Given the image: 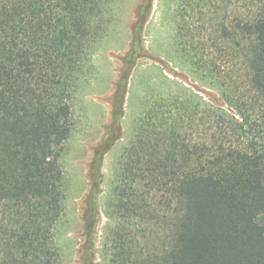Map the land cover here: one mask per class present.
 Wrapping results in <instances>:
<instances>
[{"label":"trees","instance_id":"1","mask_svg":"<svg viewBox=\"0 0 264 264\" xmlns=\"http://www.w3.org/2000/svg\"><path fill=\"white\" fill-rule=\"evenodd\" d=\"M113 2L0 0V264L61 263L55 231L67 191L62 159ZM151 2L137 8L114 91L113 133L130 73L146 56L140 33ZM181 3V56L227 108L191 98L146 105L119 161L114 208L128 219L127 203L146 206L152 193L164 214L146 209L139 220L164 229L148 250L133 248L123 229L113 233L109 262L264 264V0ZM116 138L95 150L90 207ZM85 220L91 236L89 210ZM145 227L150 232L153 224Z\"/></svg>","mask_w":264,"mask_h":264},{"label":"rangeland","instance_id":"2","mask_svg":"<svg viewBox=\"0 0 264 264\" xmlns=\"http://www.w3.org/2000/svg\"><path fill=\"white\" fill-rule=\"evenodd\" d=\"M113 1L109 30L95 49L92 75L81 88L74 105L75 125L62 159L67 191L63 201L64 213L55 231L62 252L60 264H86L88 260L91 264H110L113 253L110 237L120 229L130 234L133 239L129 240L130 245L137 250L152 249L158 243L155 240L156 231L163 232L164 227L150 222L146 224H153L149 232L139 220L146 209L155 210L160 216L164 214L158 206V198L152 193L146 196V206L140 204L142 200L139 203L137 200L136 206L134 201L127 203L131 213L128 219L114 208L119 161L134 136L137 119L149 102L191 98L227 108L219 91L200 78L191 63L181 56L179 31L183 0H152L151 10L140 33L146 56L137 60L130 73L120 130L113 133L115 86L125 69L123 57L131 42L132 26L137 21L141 0ZM116 133L118 138L103 156L99 192L95 204L90 207V174L95 150ZM137 203L142 208L137 209ZM87 210L94 218L91 236L85 220Z\"/></svg>","mask_w":264,"mask_h":264}]
</instances>
